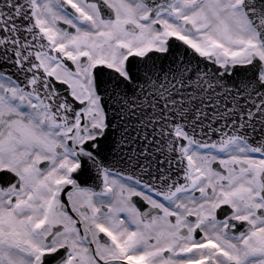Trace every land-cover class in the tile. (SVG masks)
Segmentation results:
<instances>
[{"label":"snow or ice","instance_id":"6c2138e0","mask_svg":"<svg viewBox=\"0 0 264 264\" xmlns=\"http://www.w3.org/2000/svg\"><path fill=\"white\" fill-rule=\"evenodd\" d=\"M0 264H264V0H0Z\"/></svg>","mask_w":264,"mask_h":264}]
</instances>
